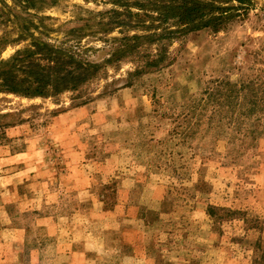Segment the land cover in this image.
Here are the masks:
<instances>
[{
    "label": "rangeland",
    "instance_id": "rangeland-1",
    "mask_svg": "<svg viewBox=\"0 0 264 264\" xmlns=\"http://www.w3.org/2000/svg\"><path fill=\"white\" fill-rule=\"evenodd\" d=\"M219 34L142 44L110 0H0V64L33 39L97 65L0 91V264H264V0ZM123 11V9H121ZM136 12V10H132Z\"/></svg>",
    "mask_w": 264,
    "mask_h": 264
},
{
    "label": "trees",
    "instance_id": "trees-1",
    "mask_svg": "<svg viewBox=\"0 0 264 264\" xmlns=\"http://www.w3.org/2000/svg\"><path fill=\"white\" fill-rule=\"evenodd\" d=\"M20 1L29 9L40 0ZM110 1L115 8L104 15L106 33L114 29L144 33L124 37L113 58H129L142 44H158L159 54L146 62V68H157L165 62L166 41L204 30L219 34L238 17L240 9L255 4L253 0ZM31 46L0 64V91L24 98L55 96L78 89L97 74V65L78 60L36 38Z\"/></svg>",
    "mask_w": 264,
    "mask_h": 264
}]
</instances>
